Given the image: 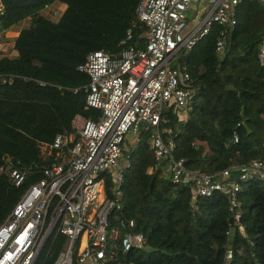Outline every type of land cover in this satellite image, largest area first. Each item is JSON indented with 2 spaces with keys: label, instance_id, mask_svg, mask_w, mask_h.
Instances as JSON below:
<instances>
[{
  "label": "trees",
  "instance_id": "1",
  "mask_svg": "<svg viewBox=\"0 0 264 264\" xmlns=\"http://www.w3.org/2000/svg\"><path fill=\"white\" fill-rule=\"evenodd\" d=\"M138 1L0 0V33L29 21L14 38L16 56L0 57V166L10 161L28 183L37 181L54 160L41 155L40 145L73 133L77 116L97 119L99 112L85 107L88 77L77 67L90 52L118 53L127 33L125 45L143 47L146 28L135 14ZM53 3L64 6L55 21L41 15ZM234 17L220 52L215 44L222 28L214 24L181 61L194 92L185 117L171 108L160 115L161 137L172 141V157L189 171L213 174L264 161V67L257 60L264 8L247 0L235 7ZM150 129L140 128L136 142L122 152L127 166L121 171L119 208L109 217L113 224L132 220L143 247L118 254L117 261L264 264V185L254 177L239 183L237 220L220 193L200 197L192 207L188 185L171 184L165 162L154 160ZM23 189L0 173V225ZM64 241L49 235L33 264H54Z\"/></svg>",
  "mask_w": 264,
  "mask_h": 264
},
{
  "label": "built area",
  "instance_id": "2",
  "mask_svg": "<svg viewBox=\"0 0 264 264\" xmlns=\"http://www.w3.org/2000/svg\"><path fill=\"white\" fill-rule=\"evenodd\" d=\"M244 1L139 0L135 14L146 28L143 47L125 45L127 33L118 53L86 55L77 70L88 77L82 88L85 107L97 110V119L77 116L74 121H82L79 128H73V121V133L57 134L40 145L41 155H53L54 160L37 181L28 183L26 173L10 161L0 166L13 187L24 188L0 225V264H33L52 233L65 240L54 264H121L118 254L142 248L143 238L132 232V220L113 224L109 218L119 208L121 171L127 166L120 165L125 137L140 128L153 129V158L165 162L171 184L188 185L192 207L196 199L220 193L237 220L239 183L254 177L264 185V161L213 174L189 171L172 157L173 143L161 137L157 126L169 102L177 116L185 117L194 92L182 59L214 24L222 28L215 44L220 52L226 29L235 25L234 9ZM258 1L264 8V0ZM188 10L193 12L190 17ZM257 60L264 67V38ZM225 258H230L229 251Z\"/></svg>",
  "mask_w": 264,
  "mask_h": 264
},
{
  "label": "rangeland",
  "instance_id": "3",
  "mask_svg": "<svg viewBox=\"0 0 264 264\" xmlns=\"http://www.w3.org/2000/svg\"><path fill=\"white\" fill-rule=\"evenodd\" d=\"M63 7H64L63 5L53 3L50 7L44 8L41 11V15L55 21L61 14ZM192 13L193 12L191 10H188L186 16L190 17ZM28 25H29V21L23 20L18 24L12 26L11 28H9L7 31L0 33V57L14 58L16 56L15 52L12 50V44L14 38L21 29L27 28ZM168 106L173 111H175V107L171 104V102L168 103ZM164 110L165 109L163 108L162 111ZM81 121L82 120L79 121L75 120L73 123V128H79ZM150 130L152 131L151 133L153 135L154 132L153 129L151 128ZM136 135H133V133H129L128 135H126L123 149L127 147H131L136 142ZM125 162L126 159L122 156V158L120 159V165L124 166ZM164 176L169 181L170 175L168 173H165Z\"/></svg>",
  "mask_w": 264,
  "mask_h": 264
},
{
  "label": "water",
  "instance_id": "4",
  "mask_svg": "<svg viewBox=\"0 0 264 264\" xmlns=\"http://www.w3.org/2000/svg\"><path fill=\"white\" fill-rule=\"evenodd\" d=\"M150 191V190H149Z\"/></svg>",
  "mask_w": 264,
  "mask_h": 264
}]
</instances>
